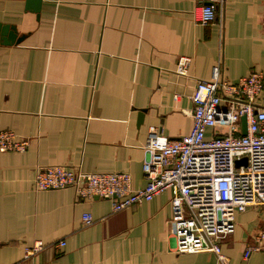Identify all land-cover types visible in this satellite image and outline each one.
<instances>
[{
  "label": "crops",
  "instance_id": "crops-1",
  "mask_svg": "<svg viewBox=\"0 0 264 264\" xmlns=\"http://www.w3.org/2000/svg\"><path fill=\"white\" fill-rule=\"evenodd\" d=\"M26 3L0 0V25L21 38L0 43V131L28 140L0 153V264H264V206L235 214L219 260L175 252L169 190L113 211L71 187L32 185L38 166L63 165L127 172L133 190L143 187L149 128L187 134L194 86L218 60L230 82L264 71V0H224L207 25L194 0H41L38 13ZM180 56L190 58L185 76ZM35 242L42 249L25 258Z\"/></svg>",
  "mask_w": 264,
  "mask_h": 264
},
{
  "label": "built area",
  "instance_id": "built-area-1",
  "mask_svg": "<svg viewBox=\"0 0 264 264\" xmlns=\"http://www.w3.org/2000/svg\"><path fill=\"white\" fill-rule=\"evenodd\" d=\"M194 1V16L201 25L213 23L224 2ZM189 63V57L180 56L176 73L187 75ZM190 99L193 106L184 111L192 121L187 134L167 138L158 128H149L143 145V187L133 190L130 175L123 171L87 173L80 166L47 165L35 169L33 189L71 187L77 198L109 200L113 211L150 201L169 190V236L175 252H213L223 260L220 243L233 233L235 214L250 206H264V71L251 70L230 82L223 75L220 59L208 80L196 82ZM242 116L246 117L244 135ZM27 144V139L18 138L13 131H0V153L22 152ZM242 158L246 164L236 167L235 162ZM81 219L86 225L93 222L89 212ZM260 239H264L263 233ZM64 244L60 240L57 246ZM42 247L35 242L25 248L24 257ZM261 247L247 249L244 256Z\"/></svg>",
  "mask_w": 264,
  "mask_h": 264
},
{
  "label": "water",
  "instance_id": "water-1",
  "mask_svg": "<svg viewBox=\"0 0 264 264\" xmlns=\"http://www.w3.org/2000/svg\"><path fill=\"white\" fill-rule=\"evenodd\" d=\"M40 4L41 0H27L26 7L27 9L38 13L40 10ZM21 40V38L17 37V34L15 32V29L13 26H2L0 25V43L2 44H13L18 43ZM241 133L244 135L246 134V117H241ZM246 164V159L242 158L240 160H237L235 162L236 167Z\"/></svg>",
  "mask_w": 264,
  "mask_h": 264
}]
</instances>
